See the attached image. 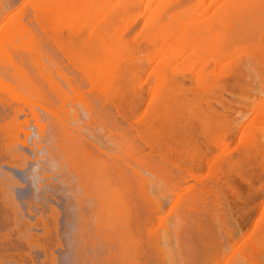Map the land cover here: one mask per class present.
Returning <instances> with one entry per match:
<instances>
[{"label": "bare ground", "instance_id": "obj_1", "mask_svg": "<svg viewBox=\"0 0 264 264\" xmlns=\"http://www.w3.org/2000/svg\"><path fill=\"white\" fill-rule=\"evenodd\" d=\"M5 1L0 0V104L2 106L8 104L9 107L14 104L15 114L11 120L0 124L2 125L0 142H4V149L2 145L0 149L5 150L8 156L6 163L9 168L21 170L24 162L25 165L31 162L38 163L43 167L42 170L56 165L57 168L59 166L58 169L61 166L67 170L68 176L67 173L63 174L64 170L62 174L68 178L60 179V182L74 188L72 190L75 191L78 207L90 209L89 216L85 211L81 214L79 242L82 246L80 245L79 259L84 261V256L89 257L88 248L91 249L94 257L98 258L99 264H135V259L142 251V240L145 235L149 243L147 252L152 259L144 251L147 258L145 255L146 259L139 257L141 261L144 260L143 264H150L151 260L154 264H180L179 262L190 258L186 253L188 250L193 252L192 256L194 255L195 259L191 257L195 260L193 261L195 264H264L263 228V234L259 233V236L255 237L246 236L243 243L225 259L223 256L227 252L225 251L227 244L225 245L223 238L219 237L220 229L219 231L215 229L218 221L215 227L211 226L212 231L206 233V223L204 222L205 225L199 223L197 216L194 215L196 214L194 205L198 206L197 203L206 202L209 206L208 202L214 199L213 196L218 199L220 194L219 191L214 190L215 187L206 184L207 187L195 191L199 186L196 181L205 178L203 174L199 177L201 174L195 173L199 171L196 169L197 166L207 167L209 164L212 171L221 170L219 175H215L221 178V182L216 184L217 189L227 188L232 192L238 190H235L236 181L233 179L231 169L234 164L233 158L236 156L232 158L227 152L228 149L231 148V152L233 149L231 147L233 143H228L230 138L228 140L227 136L238 126L235 119L240 115H237L239 117L235 115L241 114L246 106L250 108V105H253L258 113L252 115L256 120L249 118L248 122L245 119L248 123L245 124V129L243 128L238 144L241 145L242 142V146L244 145L240 158L245 165L254 163L258 159L259 164L260 159L264 160V0H20L22 2L21 4L19 2L18 6L15 5L14 0ZM10 2L14 4L10 6ZM26 6L31 7V14L25 12L28 8ZM30 17L34 19L35 26ZM48 42L56 47L55 50L62 53L58 56L65 57L67 63L71 64V67H67L72 68L71 71L75 70L71 75L60 66L65 63V61L62 63L64 58H58L61 61H57L56 55L53 56L55 59L50 56L52 46L50 47ZM45 47L51 49L47 50ZM52 52L54 54V51ZM243 57L247 59L245 62V59L242 61ZM241 62L244 63L241 65ZM51 65L53 68L50 67ZM62 82L67 88L61 84ZM259 98H262V102ZM258 99L261 103L257 101ZM70 103H73V106L78 105L85 115L93 117L92 125L103 132L99 133L89 124L91 129L87 125L85 126L87 128L80 125L83 123H79V120H82L79 119V108L72 105L68 107ZM39 109L47 113L46 117L51 116L56 121V125H53L54 121L51 122L50 118V123L44 122L47 119L42 120L44 113L42 116ZM113 112L131 122L130 125L135 128V132L142 135L141 139L144 137L143 140H152L158 145L157 148L164 143L163 139L168 138L177 145L176 148L179 146V149L183 142H188L191 153L186 149L185 155L197 154L196 144L199 139L197 134L199 136L202 133L226 153L217 155L215 152H210V156L211 153L216 154L213 160H206L198 155L193 161L181 162L180 164L185 165V169L181 167L194 179L196 186L193 184V179L190 182L187 176L188 179L183 178L182 185L180 180H177L180 176L176 179L179 181V186L173 184L171 179L166 180L171 183L167 182L171 188L173 187V191H176L173 195L177 197L174 196L175 201L165 214L161 197L166 196V192L157 190L160 195L156 196V193L153 194L155 191L151 193L149 189L150 184L154 188L158 183H165L164 177L163 180H160L159 176L156 178L158 173L153 170L154 168L157 171L158 165L161 167L162 164L159 161L158 165L154 164L156 166L151 163L152 168L144 164L141 166L142 162L135 151L136 146L132 144L133 142H129L134 136H129L115 123L118 118L114 120ZM20 113L25 116L23 120L18 119ZM140 113L144 115L143 118L140 117L144 122L140 121V126L133 125V122L139 119V115L141 116ZM253 113L255 114V111ZM233 116L235 119L232 118ZM30 123L36 130H34L35 135L38 134L39 137L34 135L36 138L32 137L31 142L28 140L32 133L29 128ZM102 123L115 124L103 130L106 125L104 124L102 128ZM49 124L53 126H48ZM49 127L54 129L50 136L47 134L51 130ZM205 136L204 139L202 137L203 140L206 139ZM147 143L150 145L149 143L152 142H145ZM155 145L151 148L153 149V146L156 148ZM170 145L167 144L165 148L170 146L169 149L172 150L175 147L172 143ZM216 147L214 149H218ZM25 149L31 152L32 154L29 155H33L34 158L30 157ZM180 150L176 149V154L180 152L182 155ZM200 152L203 153L202 150ZM159 153L163 155L160 150L157 154ZM159 156L168 158L167 154ZM143 165L157 174H153V177H150L152 173L148 174L149 176L144 175L148 171L145 172ZM139 166L143 167V170ZM46 173L43 174L45 182L54 188L53 185L56 186L57 183L54 184L52 180L53 174ZM165 175L168 176L166 172ZM1 177L0 175V225L6 228H10L12 224L16 226L17 235L20 237L15 236L20 239L18 241L16 237L13 239H16L17 246H22L23 242H26L28 245H24L30 250L29 248L32 247L30 245L34 242L33 247L38 246L39 249L45 239L40 240L41 238L37 237L47 236L46 238L49 239L53 232L51 222L53 223L56 217L53 206L50 207L51 214L49 213L48 219L50 215L52 217L46 220L49 221L48 226L46 222L44 224L39 222V227L44 225L42 226L44 231H38L41 236L40 234L36 236L37 233L29 226L35 221L33 226L37 228L38 225L35 223L37 224L36 221L42 217L36 218L37 213L33 222L29 219L32 225L27 223L28 217L25 218V215L20 214L21 211L16 206L18 204L12 199L13 193L9 190V182ZM157 180L159 181L156 184ZM168 185L165 186L169 187ZM191 190L194 191L193 194ZM263 199L264 197L260 198V204ZM183 200L186 202L187 210L181 205ZM182 203L185 204L184 201ZM140 204L146 212V219L141 223L139 222L141 217L139 218L138 215ZM211 205L210 211L207 209L208 206L204 208L209 211L206 216L213 224L218 217L216 218L215 209ZM253 205L256 206V199L249 196L244 201V206L248 210ZM14 206L18 211L14 210ZM180 206L183 207L181 210L183 213L180 212ZM228 212L232 211L228 210ZM168 214L172 216L169 217ZM57 220L55 224L53 223V230L54 227L57 228ZM28 224L29 226H26ZM190 225L195 226L193 228L196 230L186 231ZM17 226L20 228L26 226L35 235H30L33 233L31 231L28 233L29 230L26 228L27 232H23L20 228L18 231ZM5 227L3 233L7 231ZM15 229L10 228L12 233H16ZM224 230L223 235L228 239L235 236V227ZM57 232L54 230V233ZM3 233L1 232L2 235L5 234L4 237L9 235ZM20 233H28L30 235L28 237L29 235L26 234L28 239L32 240L26 241L23 236L25 234L21 237ZM58 236L53 234L56 243ZM2 237L0 241L4 240ZM35 238L39 239L38 242ZM10 240L7 245L4 244L5 247L0 245V264H11L12 254L18 252L17 249L12 252V248L9 250L10 247H15V242ZM46 240V245L44 243L41 248H44L43 254L48 256L43 257L45 262L50 261V264L51 257L54 260L56 256L52 251V247L56 244L53 246L51 244L52 247L48 246L47 243L53 241ZM50 247L52 250H49ZM8 250L12 254H7ZM48 251H51L49 254L53 252V256L47 255Z\"/></svg>", "mask_w": 264, "mask_h": 264}, {"label": "rangeland", "instance_id": "obj_2", "mask_svg": "<svg viewBox=\"0 0 264 264\" xmlns=\"http://www.w3.org/2000/svg\"><path fill=\"white\" fill-rule=\"evenodd\" d=\"M15 1V5H20L21 4V2H20V0H14ZM18 1V2H17ZM4 2H6L5 0H4ZM19 2H20V4H19ZM17 3V4H16ZM9 4V3H8ZM7 4V5H8ZM14 3H11L10 2V6L11 5H13ZM7 5H6V7H7ZM8 5V6H9ZM26 7H28L27 8V10H25V8L23 9V10H25V12L26 13H28V14H31L32 13V9H31V7H29V6H26ZM28 11V12H27ZM24 12V11H23ZM31 18V20H32V24L35 26V21H34V19L32 18V17H30ZM49 43V42H48ZM50 47L52 46V44L51 43H49L48 44ZM46 47L48 48V46L46 45ZM45 47V48H46ZM49 47V49H51L52 48V50L50 51L51 53H49V51H47L49 54H50V56L51 57H53V56H57V59H55L54 57V59L55 60H57V61H61V60H59L58 58H64V60L62 61V63H64V61H65V63L62 65V64H60V66H62V68L68 73L69 72V74L71 75V73L72 72H74V71H71L72 70V68H67V67H71V64L68 62L67 63V59L65 58V57H60L61 55H59L58 56V54L60 53V54H62L61 52H58L59 50H55L56 49V47L53 45L51 48ZM53 47H55V48H53ZM46 48V49H47ZM49 49H47V50H49ZM54 49V50H53ZM52 51H54V54H53V52ZM51 54H53V55H51ZM55 56V57H56ZM63 56V55H62ZM245 56V55H244ZM246 57H247V59H248V53H247V55H246ZM66 59V60H65ZM245 59V57H243V59H242V61ZM247 59H245L244 60V62L247 60ZM244 62H241V65L244 63ZM61 63V62H60ZM58 64H59V62H58ZM68 64V65H67ZM237 64V63H236ZM237 65H239V63L237 64ZM51 68H53L52 67V65L50 66ZM67 68V69H65V68ZM54 69H55V67H54ZM71 69V70H70ZM55 71V70H54ZM64 71V72H65ZM65 72V73H66ZM68 74V75H69ZM69 75V76H70ZM231 78V77H230ZM62 85H64V87L65 86H67V85H65L63 82L61 83ZM86 87V86H85ZM88 87V86H87ZM65 88H67V87H65ZM87 90H88V88H87ZM50 94V93H49ZM48 96H51L52 97V95H48ZM48 98H50V97H48ZM260 100H261V102H262V98H259ZM257 100V101H259L260 102V100ZM260 102V103H261ZM259 103V104H260ZM4 104H6V103H4ZM73 103H70V104H68V107H72L73 105H72ZM72 105V106H71ZM75 106H73V107H77V108H79L78 109V112H79V119H82V120H79V123H83V124H80V125H84L83 127H85L86 125L88 126V124H89V126L91 127H95V126H93L92 124H93V117L92 118H90L89 116H88V114H86L85 115V112L78 106V105H76V104H74ZM3 107H4V109H3ZM13 107H15V105L13 104V105H11L10 107H9V105L8 104H6V106H2V104H0V124H3V123H6L7 121H9V120H11V118L12 117H14V108ZM252 107V108H251ZM245 109H246V111H245ZM251 111H250V110ZM256 108H254L253 107V105H250V108L248 107V106H246V107H244V110H243V112L241 113V114H236L235 115V117H239V116H237V115H240V117L238 118V119H235V117L233 116L232 118H234L235 119V122L237 123L238 122V126L236 127V130L235 129H233V130H231V134L230 135H228L227 137H228V140H229V138H230V142L228 141V143L230 144V143H233V144H231L232 146L231 147H233V149H232V152H231V148H230V150L228 149V154L233 158V156H236V158L234 157L233 158V161H234V164H233V166H232V175L234 176V178L233 179H235V181H236V188H235V190L236 189H238V190H236V191H233L232 192V190L231 189H217L216 188V184L217 183H220L221 182V178L219 179L218 178V176H216L215 177V175H219L218 173H220V171L221 170H211L210 169V165L208 164L207 165V167L205 166V167H198L197 166V168L196 169H198L199 171L197 172H195V173H198V175H200L201 174V176H199V177H202V174L204 175V179L200 182V181H196V183H197V186L198 187H196V188H198V189H196L195 191H197V190H199V188H204L206 185H208V186H210V187H215L214 188V190H217V192L219 191V196H218V199L216 198V196L214 197L213 196V198L214 199H212V200H210V202H208L209 203V206H208V204L205 202V203H203V204H201V203H197L198 204V206L197 205H194L195 207L194 208H196L195 209V213L196 214H194L195 215V217L197 216V220H198V222L199 223H201V224H204L205 225V223H206V225L205 226H207V227H205V226H202V227H205V228H207V232L206 231H204V232H206V233H209L208 231H212V229L213 228H211V226H213V227H215L216 226V222H217V226H219V228L216 226L215 227V229L217 230L218 229V231H219V229H220V233L221 234H219V237L221 238H223V242L225 243V245H226V247H225V251H227V252H225V254H224V252H223V254H224V256H223V258H227L228 256H231V252H233L234 251V249H237V247L238 246H240L241 245V243H243V241L247 238L246 236H248V237H255L256 235H258L259 236V233H260V235H261V233H262V231H263V229H264V217H263V215H264V199H263V201L261 202V204H260V198L262 199V197H264V162L262 163V161H264L263 159H260V161H259V164H258V160L257 161H255L254 163L252 162V163H247L246 165L245 164H243L242 163V158H240L241 157V154H242V152L244 151V145L242 146V142H240L241 143V145H238L239 144V141H240V137H241V135L243 134V128L245 129V124L246 123H248L249 121L248 120H256V118L255 117H252V115L253 116H255L256 115V113H258V112H256L257 111V109L255 110ZM111 110H114L113 108H111ZM255 111V114L253 113L254 111ZM39 111H40V113L42 114V116H43V113H44V116L42 117V120H44V119H47V120H44V122H46L47 124L48 123H50V119L52 120L51 122H53L54 120L51 118V116L49 117V116H47L46 117V115H47V113L46 112H42V110H40L39 109ZM38 111V112H39ZM245 111V112H244ZM253 111V112H252ZM246 112H248V113H246ZM250 112H252V113H250ZM40 114V115H41ZM82 114V115H81ZM141 114V113H140ZM246 114H250V115H246ZM49 115V114H48ZM116 115V116H115ZM246 115V116H245ZM84 116V117H83ZM113 118H114V120H116L117 118H118V121L116 122L115 121V123L123 130L124 129V131L127 133V134H129V136L131 135V137L132 136H134V137H132V139L134 138L135 139V141H134V139L133 140H131V141H129L130 143L131 142H133L132 144H134V146H136V148H135V151L137 152V154H138V157H139V159L141 160V166H142V164H144V165H148L149 167L151 166V163H153L152 165H154V164H159V161H160V163L162 164H160L161 165V167L158 165V170H160V171H156V169H154L153 168V170H155V172H157L156 174L155 173H153L152 172V169H150L149 167H148V169L151 171H149L148 169H146L147 168V166L145 167L144 165V168L143 169H146L145 170V172L146 171H148V173H145L144 174V171H142V173L144 174V175H148V174H151L152 173V175H150V177L152 176H154V175H156L155 177L157 178L158 176L159 177H161V178H159L160 180H163L162 179V177H164V181H165V183L163 184H160V183H158V181L159 180H157V182H156V184H157V186L156 187H154L153 188V186H152V184H150L151 186H149L150 188V190L152 191L151 193H153L154 191V193L153 194H155L156 193V196L158 195V193H160V192H158L159 190L161 191H165L166 192V196H162L161 198H162V206H163V208H164V211H165V214H167V210L169 211V209L171 208V206H172V203H174V201H175V198H174V196L175 195H173V194H176L174 191H173V187L171 188L170 187V185H168V183L169 184H171L169 181H166V180H170V181H173L172 183L173 184H175V185H178L179 186V181H176V179L177 180H180V185H182V183H183V178H185L186 176L188 177V178H190V179H188L187 177V179L188 180H190V182L192 181V177L191 176H189L187 173H186V170H184L185 169V165L183 166L182 164H180L181 162H185V161H193L194 159L193 158H197L198 157V155H201V156H203L206 160H213V157H214V155H220V154H225L226 152H223V151H221L220 149H219V147L217 146V144H215L210 138H209V140L207 139L208 137H206L204 134H202V133H200V137L198 136V134H197V137L199 138L198 139V143L196 144V145H198L197 147V150H198V152H197V154H194V153H192L191 155H185V152L184 151H186V149H188L187 150V152L188 153H191V150H190V145L188 144V142H183V144H182V147H180V149H182V150H180L179 149V146H178V148H176L177 147V145L173 142V141H171L170 142V140H168V138H167V140H162V142H164L163 144H165L164 146H163V144L161 143H159L160 145H159V150H160V152H163V155L165 156V154H167V157H168V155L170 154V152H171V155H169V157L168 158H166V156L165 157H163V158H161L159 155H161V156H163L162 154H157L158 152H159V150H158V148H157V146L158 145H155L154 143H153V141L151 140V141H147V139H145V140H143L144 139V137H143V139H141V137H142V135H140V134H137V132H135V128H133L132 127V124L130 125V123L131 122H128V121H126V120H124L118 113H114L113 112ZM142 116H144V115H142L141 114V116L139 115V119L137 120H133L134 122V124L133 125H139L140 126V121L141 122H144L141 118H143ZM249 116V117H248ZM141 117V118H140ZM245 117V118H244ZM247 117V118H246ZM252 117V118H251ZM25 118V116H23V114L22 113H20L19 114V116H18V119L19 120H23ZM50 118V119H49ZM88 118V119H87ZM243 118V119H242ZM250 118V119H249ZM242 119V120H241ZM248 121H246V120ZM91 120V121H90ZM243 120H245V121H243ZM82 121V122H81ZM242 121V122H241ZM56 121H54L53 122V125L55 126L56 125V123H55ZM241 122V123H240ZM115 123H113V124H111V125H114ZM91 124V125H90ZM104 124L106 125L105 126V128H103L104 127ZM110 124V123H109ZM108 123L106 124V123H102V128H103V130H106V127L108 128V126L110 127L111 125H109ZM121 124V125H120ZM240 124V125H239ZM241 124H243L242 126H241ZM32 125V126H31ZM53 125H51V124H49L48 126H53ZM116 125V126H117ZM130 125V126H129ZM88 126V127H89ZM124 126V127H123ZM2 127V125L0 126V128ZM89 127V128H90ZM123 127V128H122ZM131 127V128H130ZM135 127V126H134ZM31 130H32V133H31V135H30V137H29V142H31L32 140H31V138L33 137V139H35L36 137L37 138H39L37 135L38 134H36L35 135V128H34V126H33V124L32 123H30V127H29ZM50 128V127H49ZM49 128H46V129H49ZM55 128V127H54ZM85 128H87V127H85ZM126 128V129H125ZM51 129V130H50ZM49 130L50 131H48V133L47 134H49V136L51 135V132H52V130H54L53 129V127H51ZM91 129V128H90ZM94 129H97L96 127L94 128ZM133 129V130H132ZM35 130V131H34ZM98 131H99V133H101V132H103L102 130H101V132H100V129H97ZM127 130V131H126ZM242 130V131H241ZM47 131V130H46ZM129 131V132H128ZM235 131V132H234ZM237 133V134H236ZM236 134V135H235ZM36 137H35V136ZM137 135V136H136ZM202 135V136H201ZM203 136H205V138L208 140H203L204 139V137ZM130 137V138H131ZM138 137V138H137ZM202 137H203V139H202ZM201 138V139H200ZM233 138H234V140H233ZM103 139V138H102ZM137 139V140H136ZM0 140H2V137H1V134H0ZM199 140H201L200 142H199ZM128 142V143H129ZM135 142V143H134ZM145 142H152V143H149L150 145L152 144V145H155V147L156 148H154V146H153V149L151 148L152 147V145L150 146V145H148V143L147 144H145ZM205 142V143H204ZM210 142V144H208ZM211 142H213L212 144H211ZM144 143V144H143ZM172 143V146H175L174 148H172V150L171 149H169L170 148V144ZM185 143V144H184ZM200 143V144H199ZM202 143H204V144H202ZM136 144V145H135ZM167 144H169L170 146H168V148H167V150H166V148H165V146H167ZM175 144V145H174ZM186 144H188V145H186ZM202 144V145H201ZM207 144V145H206ZM0 145H2V148L4 149V142L2 141V142H0ZM129 144H127V146H128ZM144 145V146H143ZM204 145V146H203ZM209 145V146H208ZM235 145H237V146H235ZM110 146V145H109ZM142 146V147H141ZM149 146H150V148H149ZM164 148H163V147ZM187 146H189V148L187 147ZM199 146H201V147H199ZM213 146V147H212ZM217 146V147H216ZM238 146H239V149L237 150V148H238ZM145 147V148H144ZM161 147V148H160ZM186 147V148H185ZM218 148L219 149V151L217 152V150L218 149H214V148ZM237 147V148H236ZM183 148H185V150H183ZM200 148H202L201 150L203 151V153L202 152H200L201 150H199ZM3 149H0L1 151H0V175L2 176L1 177V179H3V178H5V179H7V182H9V184H8V187H9V190H10V192L12 191V193H13V196H12V199L13 200H15L14 202L16 203V204H18V205H16L17 207H19V210L21 211V213L20 214H23V215H25L24 217L26 218V217H28V218H26V220L28 219V222L27 223H29L30 225H34V222H33V220H34V216H35V214L37 215V213H38V215H37V217L36 218H38V217H42V218H38L39 220L38 221H36L37 222V224L35 223V225H38V224H40L39 222H41V224H44L45 222H46V220L49 218V213L51 214V209H50V207L51 206H53V210H54V212H55V214H54V212H53V210H52V212H53V214H54V216L56 215V217H57V219H56V217L54 218V220H53V223L55 224L56 222V220H57V228H55L54 227V230H56V232L57 233H54V230H53V223L51 222V228H52V235L51 236H49L48 238L49 239H47L46 237H44L43 236V238L42 237H37V238H41L40 240H42V239H47L46 241H53L52 243H47L48 244V246L50 245L51 246V244H52V246L53 245H55V246H51L52 248H53V250H52V248L51 249H49V250H52L53 252H54V255H56V256H54L55 257V259H54V257H53V259L54 260H52V257L51 256H53V252H52V254H49V253H51V251H48L47 252V255H50V257H51V261L53 262H51L50 264H94V262H96V263H98L99 264V262H97L98 261V258L96 259V256L94 257V254H92L91 253V249H88L87 248V252H88V255H89V257H87V256H84V261H82V260H80L79 259V254H80V251H81V243L79 242L80 241V235H81V214L82 213H84V211L85 212H88L87 214H88V216L90 215V213H89V211H90V209H89V207L88 208H86V210L85 209H83V208H80V207H78V205H77V199H76V196H74L75 195V191L74 190H72V189H74V188H71V186H69V185H67L66 183H64V182H60V179L62 180L63 178H66L67 176H68V173H67V170L65 169V168H63V167H61L60 166V169H58L59 168V166H58V168H57V165H56V167L55 166H53V167H51V166H49V168L47 167V169H45V170H42L43 169V167H40V165L38 164V163H31V162H27V164L25 165V162H24V164H22L24 167H23V169H14V168H9L8 166H7V159H8V156H7V154H6V152H4L3 151ZM129 149V148H128ZM163 149V150H162ZM165 149V150H164ZM176 149H178V150H180L182 153V155H183V158H182V155H180V152L179 153H177L176 154ZM214 151H213V150ZM144 150V151H143ZM156 150H158L157 152H156ZM169 150V151H168ZM212 150V151H211ZM143 151V152H142ZM167 153H166V152ZM175 151V152H174ZM207 151H208V154H207ZM233 151H235V152H233ZM236 151H237V153H236ZM25 152L29 155L31 152H28L26 149H25ZM147 152V153H146ZM169 152V153H168ZM174 153V155H173V153ZM210 152H215L214 154H212L211 153V156H210ZM230 152L232 153V154H230ZM144 153V154H143ZM156 153V154H155ZM219 153V154H218ZM239 153H240V155H239ZM32 154V153H31ZM234 154V155H233ZM236 154V155H235ZM2 155V156H1ZM4 155V156H3ZM154 157H153V156ZM177 155H179V156H177ZM237 155H238V157H237ZM30 157H32V158H34L33 157V155L31 156V155H29ZM149 156V157H148ZM172 156V157H171ZM3 157V158H2ZM158 157H160V158H158ZM171 157V158H170ZM176 159H175V158ZM187 157V158H186ZM211 157H212V159H211ZM144 158H145V160H144ZM147 158V159H146ZM158 158V159H157ZM178 158H179V160H178ZM5 159H6V161H5ZM149 159V160H148ZM165 159V160H164ZM170 159V160H169ZM182 159V160H181ZM139 160V161H140ZM153 160V161H152ZM155 160V161H154ZM167 160V161H166ZM178 160V161H177ZM236 160V161H235ZM262 160V161H261ZM144 162V163H143ZM146 162V163H145ZM257 162V164H255ZM187 163V162H186ZM150 164V165H149ZM189 164V163H188ZM243 164V165H242ZM250 164V165H249ZM254 164V165H253ZM173 165V166H172ZM141 166H139V168L141 169V170H143L142 168H141ZM154 166H156V165H154ZM175 166V167H174ZM178 166H180V168L178 167ZM181 166H183L184 167V169L181 167ZM234 166H236V167H234ZM240 166V167H239ZM250 166V167H249ZM252 166H253V168H252ZM153 166H151V168H152ZM233 167H234V169H233ZM42 168V169H41ZM57 168V169H56ZM159 168H161V169H159ZM172 170H171V169ZM238 168V169H237ZM209 169V170H208ZM244 169V170H243ZM60 170L62 171V172H60ZM65 172H64V171ZM169 170H171V171H169ZM177 170V171H176ZM179 170V171H178ZM243 170V171H242ZM43 171H45V172H47V173H49V174H53V179L52 180H54V184L55 183H57V185L55 186V185H53V187L54 188H51L48 184H47V182H45V179H44V173L45 172H43ZM56 171V172H55ZM177 172V174H176V172ZM218 171V172H217ZM245 171V172H244ZM254 171V172H253ZM41 172H43V173H41ZM64 172V173H63ZM165 172L167 173V175L168 176H166L165 175ZM171 172V173H170ZM178 172H180V173H178ZM203 172V173H202ZM209 172V173H208ZM250 172V173H249ZM41 173V174H40ZM46 173V174H47ZM66 174L67 176L66 177H64L65 175H63V174ZM174 173V174H173ZM186 173V174H185ZM212 173V174H211ZM239 173V174H238ZM44 174V175H43ZM154 174V175H153ZM206 174V175H205ZM235 174V175H234ZM54 175H56V176H54ZM60 175V176H59ZM171 175V176H170ZM178 175V176H177ZM181 175L183 176L182 178H181ZM185 175V176H184ZM198 175H196V176H198ZM256 175V176H255ZM149 176V175H148ZM166 176V177H165ZM207 176V177H206ZM243 176V177H242ZM147 177V176H146ZM154 177V178H155ZM171 177V178H170ZM68 178V177H67ZM154 178H151L152 180L154 179ZM155 178V179H156ZM218 178V179H217ZM238 178V179H237ZM17 179V180H16ZM58 179V180H57ZM154 179V181H156ZM207 179V180H206ZM211 179V180H210ZM247 179V180H246ZM56 180V181H55ZM11 181V182H10ZM175 181V182H174ZM217 181H219V182H217ZM168 182V183H167ZM189 182V181H188ZM193 182H194V179H193ZM10 183H12V184H10ZM22 183V184H21ZM154 184H155V182H153ZM192 184V183H191ZM194 185H195V182L193 183ZM206 184V185H205ZM165 187H163V186ZM165 185H168L169 187H166ZM263 185V186H262ZM13 186V187H12ZM159 186V187H158ZM162 188H161V187ZM177 186V187H178ZM191 186H193V185H191ZM196 186V185H195ZM70 187V188H69ZM181 187V186H180ZM179 187V188H180ZM207 187V186H206ZM153 188V189H152ZM158 188V189H157ZM170 190H169V189ZM176 188V187H175ZM176 189H178V188H176ZM176 189H174V190H176ZM193 189H195V187H193ZM149 190V191H150ZM154 190V191H153ZM158 190V191H157ZM201 190V189H200ZM199 190V191H200ZM225 192H224V191ZM228 190V191H227ZM230 190V191H229ZM157 191V192H156ZM170 191H172V192H170ZM238 191V192H237ZM262 191V192H261ZM162 192V193H163ZM167 192H168V194H167ZM169 192H170V194H169ZM191 192H192V190H191ZM194 192V191H193ZM193 192H192V194H193ZM198 192V191H197ZM222 192V193H221ZM171 193H172V195H171ZM12 195V194H11ZM160 195V194H159ZM158 195V196H159ZM169 195V196H168ZM222 195V196H221ZM171 196V197H170ZM249 196L250 197H255V199H256V206L255 205H253V206H251V208L250 209H248L247 210V208H246V206H244V201H246L248 198H249ZM262 196V197H261ZM15 197V198H14ZM173 197V198H172ZM175 197H177V196H175ZM186 197H188V196H186ZM260 197V198H259ZM244 198V199H243ZM0 199H1V197H0ZM187 199L188 198H186V201H187ZM220 199L222 200L221 202H220ZM224 199V200H223ZM246 199V200H245ZM258 200V201H257ZM43 201V202H42ZM184 201V205H183V202ZM182 202H181V205L182 206H184V209H188V207H186L187 205H186V202H185V200H183ZM242 201H243V203H242ZM168 202V203H167ZM224 204H223V203ZM32 203V204H31ZM139 203H140V201H139ZM188 203V202H187ZM213 203V204H212ZM30 204V205H29ZM37 204H38V206H37ZM43 206H42V205ZM46 204V205H45ZM212 204V205H211ZM215 204V205H214ZM217 204V205H216ZM224 206H223V205ZM227 204H230V205H227ZM35 205V206H34ZM41 205V206H40ZM210 205L211 206H213L212 208H214L215 209V216H216V218H217V220L216 221H214L215 222V224H214V222H213V224H212V222H210L209 221V218L207 217L208 215H207V213L210 211L209 210V207H210ZM16 206H14L15 207V209L14 210H16ZM206 206H208L207 207V209L209 210H205V208L204 207H206ZM225 206H226V208H225ZM228 206V207H227ZM28 207V208H27ZM37 207H38V209H37ZM41 207H43V208H41ZM186 207V208H185ZM229 207H231L232 209L230 210V208ZM253 207H255V208H253ZM22 210H21V209ZM79 208V209H78ZM193 208V209H194ZM246 208V209H245ZM18 209V208H17ZM43 210L42 212H41V214L39 215V213H40V211L41 210ZM78 209V210H77ZM89 209V210H88ZM138 209H140V213H141V215H140V213L138 212V215H139V218L142 220H140L139 219V222L141 223V222H143V221H145V220H143V219H146L145 218V214H146V212L143 210V208L141 207V204L138 206ZM183 209V207L181 208V206H180V212L181 213H183V211H181ZM186 209V210H187ZM229 211H232V212H228V210ZM237 209V210H236ZM256 211H254V210ZM38 210H40V211H38ZM185 210V211H186ZM16 211H18V210H16ZM23 211V212H22ZM31 211V212H30ZM46 211V212H45ZM241 211V212H240ZM243 211V212H242ZM143 212V213H142ZM205 212H206V214H205ZM218 212V213H217ZM247 212V213H246ZM170 213V212H169ZM192 213H194V211L192 212ZM250 213H251V215H250ZM20 214H18V217H19V215ZM77 214H79V215H77ZM198 214V215H197ZM227 214V215H226ZM255 214V215H254ZM23 215H22V217H23ZM28 215V216H27ZM43 215V216H42ZM46 215L48 216L47 218H46ZM207 215V216H206ZM225 215V216H224ZM261 215V216H260ZM51 217H52V215H50ZM142 216H144V218L142 217ZM168 216L170 217V216H172L171 214L169 215L168 214ZM203 216V217H202ZM205 216V217H204ZM251 216H252V218H251ZM23 217V218H24ZM51 217H50V219H51ZM225 217V218H224ZM227 217H229V218H227ZM24 218V219H25ZM1 219V218H0ZM22 219V218H21ZM23 219V220H24ZM29 219L30 220H32V224L29 222ZM44 219H45V221H44ZM50 219H48V220H50ZM233 219V220H232ZM235 219V220H234ZM19 220H20V217H19ZM78 220V221H77ZM169 220V219H168ZM171 221H172V219H170ZM200 220V221H199ZM206 220V221H205ZM170 221V222H171ZM221 221V222H220ZM20 222H22V220H20ZM23 222H25V221H23ZM203 222V223H202ZM205 222V223H204ZM226 222V223H225ZM252 222H253V224H252ZM26 223V224H27ZM47 223V226H48V223H49V221H47L46 222ZM78 223V224H77ZM220 223H222V224H220ZM29 224L28 225H26V226H29ZM219 224V225H218ZM11 225V224H10ZM13 225V224H12ZM10 226V228L12 227V230L13 229H15L16 228V226H14V228H13V226ZM32 225V226H33ZM46 225V224H45ZM220 225H222L221 227H220ZM225 225V226H224ZM26 226L24 227V226H21V228H20V226L18 227L17 226V228H18V231H19V228H20V230H23V232L25 231V228H26ZM32 226H29L30 228H32L31 230H33L35 233H37L36 234V236L38 235V234H40V232H38V231H41V230H43L44 231V227H42V226H44V225H42V226H40L39 227V225L37 226V228H36V226L34 227H32ZM56 226V225H55ZM209 226H210V228H211V230H210V228H209ZM231 227V228H233V227H235V229H236V232H235V236H233V238H231V239H228L227 237H226V235H223V234H225V230H224V228H228V227ZM254 226V227H253ZM257 226V228H255ZM3 227H5L4 225H0V229H1V231H0V240H2L1 239V237L2 238H4V240L3 241H0V245L1 246H4L5 247V245L4 244H8L9 243V239H11L10 241L12 242H15V240L17 239V237L16 236H18L17 235V230L15 229L14 231L16 232V233H12L13 231H11L10 230V228L9 227H7V228H9V229H7L6 227V230L8 231H4V233H7V234H11L10 235V237H9V235H6V237H9V238H6V237H4L5 236V234L3 233V230H4V228ZM193 227H195V226H189L188 227V230H186V231H188V232H192V231H195L196 230V228L194 229ZM222 227H223V229H222ZM30 228H26V230H29L28 231V233L31 231L30 230ZM34 228V229H33ZM43 228V229H42ZM50 228V229H51ZM208 228H209V230H208ZM240 228V229H239ZM263 228V229H262ZM202 229H204V228H202ZM223 231H222V230ZM238 229V230H237ZM252 230V231H251ZM255 230V231H254ZM9 231H11V233L9 232ZM33 231H31L33 234H31L30 233V235H35L34 234V232ZM43 231H42V233H43ZM1 232L4 234V235H2L1 234ZM25 232H27V231H25ZM78 232V233H77ZM254 232V233H253ZM19 233V232H18ZM28 233H26L27 235H29ZM45 233V232H44ZM245 235H244V234ZM251 233H253V234H251ZM257 233V234H256ZM21 234V233H20ZM23 234H25V233H23ZM23 234H21V237H22V235ZM25 234V235H26ZM53 234H55V236L57 237L58 235V237L59 238H57L58 239V244L55 242V241H57L56 240V237H53ZM57 234V235H56ZM191 234V233H190ZM242 234V235H241ZM250 234V235H249ZM263 234V233H262ZM2 235V236H1ZM13 235V236H12ZM16 235V236H15ZM25 235H23L24 237H25V239H26V241H28L29 239H28V237H30V235L27 237V235L25 236ZM45 235V234H44ZM222 235V236H221ZM254 235V236H253ZM12 236V237H11ZM39 236V235H38ZM40 236H41V234H40ZM14 237H16V239H13ZM18 237H20V235L18 236ZM23 237V238H24ZM27 237V238H26ZM34 237V236H33ZM50 237H52V238H50ZM6 238V239H5ZM32 238V237H31ZM37 238H35V240L37 241V240H39V239H37ZM54 238H55V241H54ZM234 238L235 239H237L236 241L234 240ZM242 238V239H241ZM18 239H20V238H18ZM18 239H17V241H18ZM52 239V240H51ZM32 240V239H31ZM31 240H29V241H31ZM34 240V241H35ZM45 240H43V242L45 243V245H46V242H45ZM224 240H226V241H224ZM8 241V242H7ZM35 241V242H36ZM60 241V242H59ZM230 241V242H229ZM233 241V242H232ZM235 241V242H234ZM4 242V243H3ZM38 242V241H37ZM37 242H36V244H37ZM144 242H146V243H144ZM226 242H229V243H226ZM3 245H2V244ZM16 243L17 242H15V247H13L12 245L14 244V243H12V247H10L9 248V250L12 248V249H14V250H12L11 249V252L12 251H16V249H17V251L18 252H15L14 254H12V253H10L9 252V250H8V252L9 253H7V254H12L13 255V261H16V262H13L12 261V263L13 264H46V262H45V258L46 257H48V256H45L44 254H43V252H42V250L44 249L43 247L41 248V246H43V244L42 245H40L39 247V249H41V250H39L38 249V244L36 245L37 247H33V245L35 244L34 242H30L31 244H33V245H30V247L31 248H29L30 250H28V246H25L24 244H26V245H28V243H26V242H23V245L22 246H17L16 245ZM29 243V244H30ZM40 244L42 243V241L41 242H39ZM142 248H141V253H140V255L135 259L136 260V263L137 264H143L142 262H144V260L143 259H146L147 258V255H146V253H148L147 252V250L149 251V243H147V240H146V237H145V235H143V240H142ZM6 244V245H7ZM145 244H147V245H145ZM234 244V245H233ZM81 245V246H80ZM48 246H47V248H48ZM227 246H229V248L227 247ZM232 246V247H231ZM236 246V247H235ZM23 249H22V248ZM25 247V248H24ZM22 249V251H20L19 252V250H21ZM46 248V249H47ZM145 248V249H144ZM146 248H148V249H146ZM25 249V250H24ZM33 249V250H32ZM7 250V249H6ZM28 250V251H27ZM48 250V249H47ZM228 250H230V251H228ZM27 253H25V252ZM39 251V252H38ZM146 253H145V252ZM22 252V253H21ZM78 252V253H77ZM191 250L189 251H186V253H188V255H190L188 258L190 259H186V261L184 260L183 262H179L180 264H192L193 263V261H195V260H192V257L194 256H192V254H193V252H191ZM17 254V255H16ZM21 254V255H20ZM240 254V253H239ZM24 255V256H23ZM143 255V256H142ZM146 256V258H144L145 256ZM17 256V257H16ZM21 256V257H20ZM142 257L141 259L143 260V261H141L140 260V258L139 257ZM148 256H150L149 255V253H148ZM192 256V257H191ZM239 256V255H238ZM22 257H24V258H22ZM41 257V258H40ZM43 257H45V258H43ZM14 258H16L15 260H14ZM26 258V259H25ZM50 259V258H49ZM150 259H152L151 258V256H150ZM150 259H149V262H150ZM193 259H195L194 257H193ZM20 260V261H19ZM197 260V259H196ZM11 261V260H10ZM41 261V262H40ZM45 263H44V262ZM55 261V262H54ZM152 262H150V264L151 263H153V260H151ZM192 261V262H191ZM22 262V263H21ZM28 262V263H27ZM43 262V263H42ZM50 262V261H49ZM49 262H47V264H49ZM11 263V264H12ZM95 263V264H96ZM135 263V264H136ZM154 264V263H153ZM193 264H195V263H193Z\"/></svg>", "mask_w": 264, "mask_h": 264}]
</instances>
